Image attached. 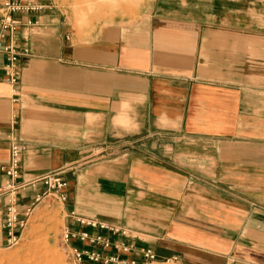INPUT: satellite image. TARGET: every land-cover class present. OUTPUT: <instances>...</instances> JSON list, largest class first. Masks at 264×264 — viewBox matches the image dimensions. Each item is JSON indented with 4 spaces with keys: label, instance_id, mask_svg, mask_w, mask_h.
Here are the masks:
<instances>
[{
    "label": "crops",
    "instance_id": "0c3cea01",
    "mask_svg": "<svg viewBox=\"0 0 264 264\" xmlns=\"http://www.w3.org/2000/svg\"><path fill=\"white\" fill-rule=\"evenodd\" d=\"M73 1L22 19L30 56L15 87L0 79V188L15 140L21 179L63 170L65 213L120 228L114 244L264 264V0H131L80 36Z\"/></svg>",
    "mask_w": 264,
    "mask_h": 264
},
{
    "label": "built area",
    "instance_id": "2783aa9c",
    "mask_svg": "<svg viewBox=\"0 0 264 264\" xmlns=\"http://www.w3.org/2000/svg\"><path fill=\"white\" fill-rule=\"evenodd\" d=\"M51 0H2L0 2V54L5 57L3 74L0 79L15 87L20 76V59L30 56L27 45L20 44L17 32L21 25H33L31 19L23 21V17L50 9ZM23 148L15 140L10 144L9 162L3 168L5 182L0 188V194L6 198L2 229L8 246L16 245L20 234L27 226L33 210L39 205L67 203L68 184L64 179V171L56 170L35 179H21V160ZM42 187L30 205L20 210L18 196L27 189ZM67 219L60 237L62 249L68 264H152L157 261L150 249L137 250L134 246L114 244L110 235L125 234L123 230L102 221L86 218L76 211L65 213ZM118 251L119 253H112ZM138 252L141 260L130 254ZM176 261V258L167 259Z\"/></svg>",
    "mask_w": 264,
    "mask_h": 264
},
{
    "label": "rangeland",
    "instance_id": "374dc122",
    "mask_svg": "<svg viewBox=\"0 0 264 264\" xmlns=\"http://www.w3.org/2000/svg\"><path fill=\"white\" fill-rule=\"evenodd\" d=\"M130 1L74 0L68 15L69 25L76 35H83V30L94 29L101 23L104 16H100L99 11L106 9L112 12L116 7H131L135 3ZM66 223L65 210L60 203L37 206L21 232L19 242L14 246L6 244L0 247V264H68L60 243ZM175 263L170 260L168 263L156 261L152 264Z\"/></svg>",
    "mask_w": 264,
    "mask_h": 264
}]
</instances>
